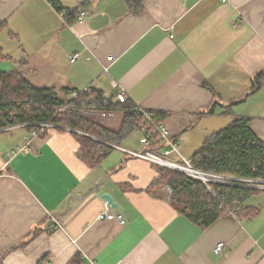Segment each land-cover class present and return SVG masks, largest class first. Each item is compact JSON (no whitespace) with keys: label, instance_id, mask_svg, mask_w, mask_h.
<instances>
[{"label":"crops","instance_id":"1","mask_svg":"<svg viewBox=\"0 0 264 264\" xmlns=\"http://www.w3.org/2000/svg\"><path fill=\"white\" fill-rule=\"evenodd\" d=\"M55 2L65 15L48 0H0V75L63 100L124 93L162 117L178 145L171 156L189 163L234 119L264 140V78L254 84L264 72V0H143L135 13L126 0ZM30 131L0 132V264H264V199L206 227L190 221L157 185L161 166L131 154L149 149L143 130L96 164L81 158L77 138L97 139ZM190 140L201 142L195 152ZM110 208L123 225L97 218Z\"/></svg>","mask_w":264,"mask_h":264},{"label":"trees","instance_id":"2","mask_svg":"<svg viewBox=\"0 0 264 264\" xmlns=\"http://www.w3.org/2000/svg\"><path fill=\"white\" fill-rule=\"evenodd\" d=\"M48 1L56 8L55 0ZM126 1L134 13L141 10L143 0ZM56 11L61 9L57 7ZM69 15L68 20L74 18ZM263 78L264 72H260L254 84L260 86ZM61 107L63 111L59 112ZM89 112L115 113L121 117L120 123L110 128L104 120L97 122L89 118ZM148 114L163 121L155 112ZM39 123H50L97 139L77 138L80 156L90 164L98 163L112 151V146H120L136 129L145 132L151 150L158 139L142 112L129 102L119 103L94 91L63 100L53 89L35 88L20 74H1L0 132L18 125H29L27 130H30ZM190 165L195 170L236 179L232 182L235 186L209 184L211 193L197 179L158 167L160 176L156 183L171 190L168 198L172 207L202 227L229 216L230 211L236 214L249 209L244 203L253 195L264 193V190L242 187L249 185L247 181H264V140L250 130L247 119H234L225 128L210 134L191 157Z\"/></svg>","mask_w":264,"mask_h":264},{"label":"built area","instance_id":"3","mask_svg":"<svg viewBox=\"0 0 264 264\" xmlns=\"http://www.w3.org/2000/svg\"><path fill=\"white\" fill-rule=\"evenodd\" d=\"M61 16L65 15L64 11L59 12ZM88 13L82 12L79 14L78 19L81 20L87 16ZM88 93L90 91H87ZM77 93H73L74 97H77ZM116 101L119 103H124L127 101V97L124 93H117L116 94ZM59 112H62L63 109L62 107L58 109ZM144 120L147 123V126H149L153 133H155L158 137L157 141L154 142L153 150L149 148L151 142L148 139L144 140V145L148 147L149 149L144 152V153H131L135 157H140L143 159H146L147 161L157 164L158 166L170 169V170H176L179 171V173L185 174L189 177H192L194 179L199 180L206 188L208 191H211L209 184H219V185H227V186H235L232 182L236 181L235 178L232 177H225L221 175H215V174H210L206 172H202L199 170H195L189 162L184 161V164H179V163H174L172 161H167L163 159V156H170L171 154L179 155L178 153V145L177 143L171 138L170 133L168 130L165 128V126L161 123V121H158V119L154 118L152 115L148 113H142ZM101 118H110L114 117L115 113H101L99 114ZM29 125H23V127H27ZM50 128H57V126L50 124V123H39L35 124L34 128L30 131L29 135L31 139H36L39 137L40 134H42L44 131L50 129ZM156 148V149H155ZM175 167H178L180 169H176ZM189 168L193 169V172L195 173H190V172H185L184 170H187ZM249 185H245L242 187L245 188H251V189H257V190H264V181H247ZM100 187H98L95 192H98ZM170 189L167 188V191ZM104 195V194H103ZM230 215L236 216V214L232 211L229 212ZM98 219H115L118 221L121 225L125 223V220L123 219V216L119 213V211H116L112 208L109 210H104L100 212L97 215ZM223 245L220 244L215 248V252L218 253L222 250Z\"/></svg>","mask_w":264,"mask_h":264},{"label":"rangeland","instance_id":"4","mask_svg":"<svg viewBox=\"0 0 264 264\" xmlns=\"http://www.w3.org/2000/svg\"><path fill=\"white\" fill-rule=\"evenodd\" d=\"M87 116L89 118H91L92 120L97 121V122L103 121V120L99 119L98 117H96L95 115H87ZM104 119H105L104 120V123H105L106 126H108L110 128H116L119 125V123H120L121 117L119 119V116L115 114L114 117H110V118H106L105 117ZM219 128L221 130L222 125H218V128H215V129H219ZM79 133L80 134H83L81 132H79ZM83 135H87V134H83ZM201 140L203 141L204 139H201ZM200 144H201V142L198 143V142H195L194 140H190V142L188 144V147L191 150L193 149L194 150L193 152H195L199 148ZM162 158L165 159V160H167V161H172L174 163L184 164V161L182 159H178V158L174 157L173 155L172 156L171 155L170 156H163ZM165 193L169 197L170 196V193H171V190H169L168 192L166 190ZM263 199H264V193L263 192H260V193L255 194V195L252 196V200H254V201H256V200H259L260 201V200H263Z\"/></svg>","mask_w":264,"mask_h":264},{"label":"water","instance_id":"5","mask_svg":"<svg viewBox=\"0 0 264 264\" xmlns=\"http://www.w3.org/2000/svg\"><path fill=\"white\" fill-rule=\"evenodd\" d=\"M174 171H176V170H174ZM176 172H179V171H176ZM102 197H103L104 199H106L109 203H111V198H110L109 195L104 194V195H102Z\"/></svg>","mask_w":264,"mask_h":264},{"label":"bare ground","instance_id":"6","mask_svg":"<svg viewBox=\"0 0 264 264\" xmlns=\"http://www.w3.org/2000/svg\"><path fill=\"white\" fill-rule=\"evenodd\" d=\"M176 169H180V168H178V167H175ZM185 172H190V173H195V172H193V169L192 168H189V169H187V170H184Z\"/></svg>","mask_w":264,"mask_h":264}]
</instances>
